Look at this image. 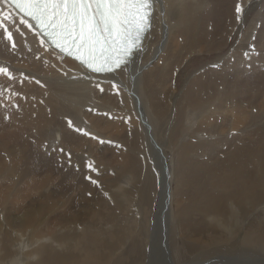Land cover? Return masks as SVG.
Masks as SVG:
<instances>
[{
	"label": "bare ground",
	"instance_id": "1",
	"mask_svg": "<svg viewBox=\"0 0 264 264\" xmlns=\"http://www.w3.org/2000/svg\"><path fill=\"white\" fill-rule=\"evenodd\" d=\"M245 1L153 0L131 59L96 74L0 0V264H264V24L252 49ZM170 112L173 169L157 178ZM137 237L142 254L125 246Z\"/></svg>",
	"mask_w": 264,
	"mask_h": 264
},
{
	"label": "rangeland",
	"instance_id": "2",
	"mask_svg": "<svg viewBox=\"0 0 264 264\" xmlns=\"http://www.w3.org/2000/svg\"><path fill=\"white\" fill-rule=\"evenodd\" d=\"M251 0H246L244 3H243V11H242V15H241V18L243 19L244 17H246V19H248L249 18V21H250V23H252V22H254V20L252 21V19H254V16L255 15H257V13H259V16L260 17H258V15L257 16H255V20H256V22H254V23H256V29H255V27H250L251 28V30H250V32H248L247 33V40H246V44L247 45H249V46H251V47H253L252 49H255L254 47H255V44H256V40H257V37H258V35H259V33L258 32H260V31H262V29H263V24H264V19H263V16H264V14H261V10H264L263 8H259V5H260V3L258 4V2H255V3H253L252 4V2H250ZM250 7V8H249ZM249 8V9H248ZM248 12H251L252 14H250V16H247V13ZM249 27V26H248ZM249 28V29H250ZM245 31V30H244ZM258 33V34H257ZM249 38H251V39H249ZM253 42H252V41ZM250 41V42H249ZM221 52H223V51H221ZM244 53V52H243ZM245 54L248 56V54L245 52ZM249 54L251 55L252 54V52H249ZM261 58L264 60V52H263V54L261 55ZM207 60V59H206ZM207 61H209V60H207ZM201 62L200 61H198V64H197V73L199 72V71H201V68H203V64L205 65L206 63H205V60L200 64ZM200 68V69H199ZM128 78H130V79H132V75H129L128 74ZM264 87V86H263ZM263 101H264V94H263ZM19 104V103H18ZM17 105V104H16ZM15 105V106H16ZM21 106H22V104H20ZM17 108H19V106L17 107ZM84 112H87L88 114H90L92 111H87V109H85L84 108ZM95 116H97V117H100L101 118V114L99 115H95ZM57 118H58V116H57ZM147 118L149 119V117H148V115H147ZM66 119V118H65ZM173 120H174V117H173V113L172 112H170V113H167V116H165V118L163 119V122H162V124L159 126L158 125V129H157V133H158V136H160V137H158V139H160L161 140V142H162V154H163V157L164 158H161V159H159V164H160V168H157V173H156V167H152L153 169H155V173H156V176H157V178L159 177L158 176V173L159 174H162V172H163V174L165 173V169L166 168H168V170H172L173 169V150L175 149L174 148V145L171 143V141H170V143L169 144H166V141H167V137H168V134H169V129H170V127H171V124H172V122H173ZM67 121V120H66ZM87 121V120H86ZM71 122V121H70ZM88 122V121H87ZM89 123V122H88ZM219 122H217V124H218ZM76 126H77V128H76ZM74 132H75V134H76V137L78 136V134H79V136L77 137V138H79L78 140H80L82 137H83V135L85 134V129H86V127H84L85 129H83V127L82 126H79V125H74V126H72V124H71V126H69ZM78 127H80V128H78ZM82 128V129H81ZM194 127H189V132H190V135L187 133L186 134V136H189V137H191V134H192V136L194 135V136H198V138H201V140L202 139H204L205 137V135H203L202 133H197V132H195L194 131V129H193ZM78 130V131H76V130ZM57 131H59V129H57ZM212 132H215V131H212ZM194 133V134H193ZM197 133V134H196ZM96 136L97 135H95L94 136V138L95 139H93L92 137H89V138H86V139H90L91 140V138L93 139L92 141H90V142H94L95 144H94V146H93V148H95L96 149V147L98 146L99 148H100V146H101V138L99 139L98 137H97V139H96ZM207 137V136H206ZM214 138V137H213ZM59 141H61L59 138H57ZM58 140H56V141H58ZM98 140V141H97ZM59 143V142H58ZM87 143V145H88V142H86ZM115 143V142H114ZM53 144H56L55 142L53 143ZM166 144V145H165ZM87 145H86V151H85V153L83 154L84 156H86L87 157V159H90L91 157L89 156L90 154L89 153H86L87 152V149H88V147H87ZM172 147V148H171ZM102 149H103V147H102ZM85 150V149H84ZM141 150H144L145 152H146V154H148V159L150 160V158H149V153L147 152V150H146V148H145V146H143L142 147V149ZM218 150V149H217ZM82 151H83V149H82ZM172 151V152H171ZM126 152H128V150H126ZM218 152H220V151H218ZM80 153H82V152H80ZM79 153V156L80 155H82V154H80ZM196 153H201V151L199 152H196ZM220 154H222L221 152H220ZM97 155V154H96ZM161 155V154H160ZM202 156L203 157H206L205 156V154L203 155L202 154ZM151 157V156H150ZM87 159H85V161L87 160ZM95 159V158H94ZM94 159H91V161H94ZM162 159H164V160H162ZM96 162V161H95ZM139 162L141 163V158L139 159ZM168 162V163H167ZM120 164L121 163H119V162H114L111 166H112V168H106L105 166H104V164H100L99 166H97V163H95V165L97 166V168H98V170L101 172H103L102 174H101V179H105V181L106 180H115L116 179V177L118 176V170H117V167L118 166H120ZM172 165V166H171ZM19 166H21V165H19ZM150 166V165H149ZM154 166V165H153ZM151 168V167H150ZM64 171H65V169H64ZM21 173V169L20 168H18L16 171H15V173L17 174V173ZM14 173V174H15ZM171 173V172H170ZM14 174H12L11 176H10V178L8 179V180H11V178L14 176ZM155 175V174H154ZM56 178H58V182H60L61 181V178L60 177H58V176H55ZM127 181V180H126ZM142 181H143V179H142ZM69 184H71V185H75L76 187H77V185H78V187L80 186L81 187V185H79V183L78 184H76V182H74V181H72V180H70L69 181ZM123 187H125L127 184L126 183H124L123 181H122V183H120ZM133 185V183L131 184L130 183V186H132ZM110 186V185H109ZM108 186V188H109V190L111 191L112 189H110V187ZM157 186H159L158 185V182H157ZM158 189V188H157ZM158 191H159V189H158ZM72 192L73 191H70V192H68L67 194H66V199L65 200H67L68 198H69V196L72 194ZM57 211H55L54 213H53V215H52V217H51V219L50 220H54V218L56 217V213ZM170 239H173L172 241H174V238H177V240L180 238V234H179V232H178V230H177V228L175 227V225H174V223L173 224H171V226H170ZM139 233V231L136 233V234H138ZM131 241H133L134 243H135V247H136V249L134 248V252L136 251V252H139V253H143L145 250H146V248H147V242H146V240L145 239H143V238H140V237H137V238H134V239H132V240H130V241H128V242H126L125 243V246H127V245H129L130 243H131ZM179 249H181V247H179ZM186 255H187V253H182V256L181 257H178V258H176V263L177 264H181V263H183L184 262V260L186 259ZM115 260H113V262H114ZM158 262V259L155 261V263L154 264H156ZM150 263V262H149Z\"/></svg>",
	"mask_w": 264,
	"mask_h": 264
},
{
	"label": "snow or ice",
	"instance_id": "3",
	"mask_svg": "<svg viewBox=\"0 0 264 264\" xmlns=\"http://www.w3.org/2000/svg\"><path fill=\"white\" fill-rule=\"evenodd\" d=\"M22 75H25V74H22ZM28 78H31V77H28ZM17 95H19L18 93H17ZM16 107H18V105H16ZM70 119V118H69Z\"/></svg>",
	"mask_w": 264,
	"mask_h": 264
}]
</instances>
